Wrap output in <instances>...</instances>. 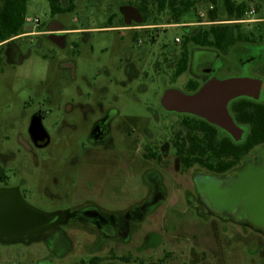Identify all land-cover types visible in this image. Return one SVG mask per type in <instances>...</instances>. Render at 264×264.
Listing matches in <instances>:
<instances>
[{"label": "rangeland", "instance_id": "obj_1", "mask_svg": "<svg viewBox=\"0 0 264 264\" xmlns=\"http://www.w3.org/2000/svg\"><path fill=\"white\" fill-rule=\"evenodd\" d=\"M129 1L141 3V0H77L75 10L56 15L55 19L64 27L82 29L81 34L67 35L66 48H60L46 36L31 40L27 35L25 38L28 39L22 44H19L22 37L0 41V161L8 157L16 158L10 159L14 166L11 172L17 173L16 179L28 188L26 201L42 209L62 206L57 200L49 202L46 199V188L62 192L82 188L86 183L92 189L102 188L100 201L106 209L121 210L133 206L148 197L149 187L144 174L156 169L166 185V199L159 202L142 222L133 223L130 241L122 243L124 252L131 249L135 252L137 264L153 261L161 264H264V254L259 245V235L264 237V234L245 222L208 208L199 197L194 183V176L206 169L195 165L184 170L175 155L172 140L180 127L181 116L165 113L160 97L169 87L187 92L185 85L194 75V70L192 66L190 71L175 79L173 74L177 60L164 47L157 46L163 43L173 45L176 37L183 34V28L159 27L158 31L162 32L157 37V44L149 43L153 58L148 91H140L138 82L133 84V94L117 88V85L110 87L108 98L121 115L114 122L111 138L123 149L120 166H107L102 169L101 176L98 160L85 153V147L89 146L86 131L82 127L77 130L66 127L65 122H81L79 112H67L70 104L81 101L95 106L99 95L93 85L96 88L102 86V78L118 80L125 77V66L117 67L124 56L130 33L99 28L111 15L120 17L119 6ZM146 1L151 15L148 23L170 22L167 12H159L151 0ZM236 1L246 2L249 7L260 2ZM64 4H67L66 0ZM197 10L203 13L206 20L208 0H199ZM260 13H264L263 4ZM35 17L45 24L52 21L48 0H27L26 18ZM223 18H228L225 9L219 12V19ZM239 24L244 33L252 32L250 36L255 34V40L260 39L257 28L263 27L264 21ZM26 32L23 30L20 34ZM74 40L79 43V48H74L76 51L73 54L72 51L67 53L70 42ZM12 41L17 42L22 62L10 56L14 52L10 48ZM250 48L246 54H253L254 47ZM178 51L176 49V55ZM238 54L235 52L236 61ZM68 57L74 62V76L70 68H62L59 63L70 59ZM254 57L258 63L264 62V54ZM145 67L140 68L139 76L145 74ZM105 68L109 72L107 75L102 73ZM234 69L236 73L241 68L236 63ZM248 73L256 76L252 69ZM226 74L223 71L217 73L220 77ZM80 90H90L92 99L86 101ZM46 110L50 113L43 119L42 126L50 144L43 148L34 147L30 136L31 123L37 114ZM149 144L157 145L161 161L146 158V146ZM29 145H32L31 149ZM21 158L23 162H20ZM109 160L108 156L105 165ZM244 164L245 161L238 168ZM54 178L59 179L58 185L52 182ZM215 232L218 233L217 238Z\"/></svg>", "mask_w": 264, "mask_h": 264}, {"label": "flooded vegetation", "instance_id": "obj_2", "mask_svg": "<svg viewBox=\"0 0 264 264\" xmlns=\"http://www.w3.org/2000/svg\"><path fill=\"white\" fill-rule=\"evenodd\" d=\"M188 1L191 3L190 7L186 9L180 17L177 18L175 17V13H173V10L171 9V4H167L165 9L163 10H159L154 0H151V2H153V5L159 12H167L170 20L168 24L148 23L151 15L149 14L150 6L146 0H141V3L139 2L140 4H134L130 1L125 2L124 4L119 6V12H121L120 17H116L117 15L115 14L111 15L109 18L104 19L105 24L102 25V28H99L100 30H117L120 32L124 31L130 33L129 42L126 46L124 56L121 57L120 64L118 65L119 67H117V69H120L121 67L123 68V65L125 66V77L118 80H114L111 77L108 80H103L102 78V86L99 85L100 87L96 88L94 87L95 85H93L92 88L99 95V104L97 103L98 105L96 104L95 106H93L89 103H82L81 101L70 104L67 112H79L81 122L79 124L65 122V125L66 127H71V129L73 127L76 130L79 129V127H82L86 131L89 139V146L85 147L87 148L85 153L95 160H98L101 176L102 169L105 170L107 166H109L110 168H117L118 165L120 166L123 156V149L117 142L111 141L114 122L119 116L121 117V115L120 110L113 106V101L109 100L108 98L110 87L112 85H117V88H123L125 91L133 94V84L135 82H138L137 86L140 91L145 92L149 90L148 76L149 71L152 68L151 64L153 58V53L149 52V43H151L152 45L157 44V37L160 35V32H162L161 30L158 31V28L163 26L165 27L167 25L169 27L177 26L183 28L184 32L181 37L179 36V41L176 40L173 45L163 43L160 46H157L159 48L164 47L166 49V52L169 55L174 56L178 61L182 51V47L187 44V36L196 34L200 30L209 28L213 24H234L237 22L236 20L230 19L229 17L216 20L210 19L208 17L209 12L216 8V5L210 0H208L209 10L206 16L207 19L204 20L203 13L200 11L198 12L197 10L199 0ZM259 1L260 2L257 3L258 5H253L254 7H256L258 16L255 21L263 22L264 13L261 14L260 9L261 4L264 5V0ZM143 4L147 6V13L142 10ZM257 6L259 8H257ZM217 7L218 14L221 9H225L226 11L224 0H218ZM127 8H130V10H127ZM182 8H184V6ZM56 15H52V21L48 24L42 23L40 20L39 30L36 33L28 35L30 36L29 39L33 40L34 37L46 36L60 48H66L67 35L81 34V28L64 27L58 20L55 19ZM238 23L243 22L238 21ZM208 24L209 26H205ZM50 27H62L61 29L56 30L63 33V41L59 40V42L64 43L63 46L49 37L50 31L48 29ZM263 27L260 26L259 28H257L260 39H256L254 41H242L230 46L227 50H220L212 46H203L196 43H188L187 45L189 50V62L187 70L184 73L190 71L191 67L193 66L194 75L192 74L193 76L189 78L187 83L190 80H194L199 83L201 87L212 77L225 79L231 76L243 75L245 73H248L249 69H252L256 73V76H259L263 79V94L260 99L255 101L264 102V62L258 63L256 57H254L257 54H259V57L264 54ZM27 28H30V25L27 26ZM249 34L250 33H248V35ZM25 36L27 35L18 34L11 37L10 39L13 40L22 37V40L19 43L22 44V42L28 39H26ZM16 44V41H12L10 43V48L14 50L13 54L10 53V56L17 62H22V55L17 50L18 48ZM249 46L254 47L252 48L254 51L253 54L252 52L248 53L250 56L246 54L248 52L247 49L250 48ZM69 48L70 49L67 51V53L69 52L71 54L72 51L73 54L76 51L74 50V48H79V43H77V41L75 40L71 41ZM236 48H238L239 51H234ZM176 49L179 50L178 55H176ZM199 49H201L200 52L197 51ZM235 52L239 53L237 61L235 59ZM52 56L54 57V55ZM68 58L70 59L61 60L59 63L62 68H70L74 76V62L72 61L71 57ZM236 63L237 66H240L241 69H239V71L235 73L234 66H236ZM145 65L147 66L145 67V74L139 76L140 68L144 69ZM220 71L227 73L226 76H218L217 73ZM102 73L106 75L109 74L106 68L102 69ZM61 91L62 94H64V90L61 89ZM49 92H51V90H49ZM187 92L194 91L187 90ZM80 93L86 101H90L92 99L90 90H80ZM59 98L60 94L59 96H57L58 100ZM163 109L165 113H176L181 116L180 127L175 131V136L172 140V145L175 149V155L178 157L181 164V159L176 152L174 141L177 137L178 132L182 131L184 134L186 131V128L183 124L185 118L187 116L195 115L169 111L164 107ZM152 112H154V109L152 110ZM49 113L50 110H46L44 112L42 111L35 116V119H39L42 125L43 119ZM153 114H155V112ZM124 117H133L134 119L138 118V116L133 115H124ZM238 124L248 129L247 125L241 123ZM60 128L61 127H59V129ZM220 130L228 134L222 129ZM30 136L32 145L34 147L43 148L50 144V139L46 143L47 138L38 139L34 134H32V132L30 133ZM32 145H29V149L32 148ZM117 147L121 148V150H117ZM261 147H264V144L257 146L248 154V156L244 160L245 164L248 160H252L254 162L259 161L258 150ZM146 151V158L155 159L157 161L162 160V156L158 151L157 145H147ZM108 156L110 157V160L109 163L105 165L104 162H106L105 159L108 158ZM10 159L12 161L16 158L8 157V159L4 158L3 161H0V188L16 189L26 200V195L29 190L26 186H24L22 182H19L16 179L17 173L11 172L14 169V166L11 165ZM23 160L24 159L21 158L20 162H23ZM243 167H237L238 169H234L222 175L212 173L207 169L205 172L198 173L214 174L221 177L222 182H225L234 172L242 169ZM144 180L149 187L148 197H146L140 203L121 210H109L104 208V206H102V202L100 201V196H102V188L92 189L89 186V183L83 184L82 188L67 189L66 191L62 192H52L48 188H46L44 190L46 192V199L49 202L57 200V202H59L62 206H49L47 209H39L48 213L70 212L69 217H63L62 219H60L59 217H55L49 222L48 227H46L41 232L40 236L37 239H33L27 242L19 241L11 243L0 241V264H137V259L134 254L135 252L132 249L131 251L124 252L122 243H127L130 241L132 224L136 222H142L150 212H153V210L157 208L159 202L166 199L168 193L166 185L163 183L162 175L158 170L151 169L147 171L144 174ZM52 182L54 183V185H58L59 179L54 178ZM197 193L208 206V208H210L212 211L240 221L236 210L227 212L220 211L213 207L206 194L200 193L198 191ZM145 204L147 205V208H149L148 210L142 209ZM148 264L161 263L153 261Z\"/></svg>", "mask_w": 264, "mask_h": 264}, {"label": "water", "instance_id": "obj_3", "mask_svg": "<svg viewBox=\"0 0 264 264\" xmlns=\"http://www.w3.org/2000/svg\"><path fill=\"white\" fill-rule=\"evenodd\" d=\"M130 10V8H127ZM50 27L49 37L61 46L63 33ZM263 79L259 76H231L225 79L212 77L194 92L176 87L167 88L161 96L162 106L169 111L188 113L207 120L227 132L235 142L244 139L247 128L238 124L230 110L232 101L246 97L254 100L262 96ZM31 132L38 139L48 135L39 119H34ZM259 161L248 160L225 182L214 174L198 173L194 177L196 189L207 195L216 209L236 210L240 221L264 234V147L258 150ZM142 209L148 210L145 204ZM70 212L48 213L25 200L16 189L0 188V241L5 243L31 241L55 217H69Z\"/></svg>", "mask_w": 264, "mask_h": 264}, {"label": "trees", "instance_id": "obj_4", "mask_svg": "<svg viewBox=\"0 0 264 264\" xmlns=\"http://www.w3.org/2000/svg\"><path fill=\"white\" fill-rule=\"evenodd\" d=\"M48 0L52 15L70 12L76 9L77 0ZM216 8L209 12L212 20L219 19L218 0H210ZM159 10L171 4L175 17H180L191 3L188 0H154ZM225 8L230 19L239 20L249 8L246 2L224 0ZM182 5V6H181ZM27 0H2L0 4V41L7 40L25 30ZM184 6V8H182ZM257 8H259L257 6ZM142 10L147 13V6ZM252 33V32H251ZM250 33V34H251ZM240 29L238 22L234 24H213L196 34L187 36L186 42L203 46H212L227 50L230 46L242 41H254L255 34L250 36ZM252 35V34H251ZM182 47L177 61L174 77L182 75L188 67V45ZM188 91H196L199 83L190 80L186 84ZM231 111L238 123L248 126L245 137L235 142L228 134L218 127L197 116H187L183 122L186 131L177 133L174 141L176 152L181 159L184 170L194 165H200L208 171L222 175L239 167L248 154L257 146L264 144V102L240 98L231 103ZM217 238L218 233L215 232ZM261 253L264 254V237L259 235Z\"/></svg>", "mask_w": 264, "mask_h": 264}, {"label": "built area", "instance_id": "obj_5", "mask_svg": "<svg viewBox=\"0 0 264 264\" xmlns=\"http://www.w3.org/2000/svg\"><path fill=\"white\" fill-rule=\"evenodd\" d=\"M257 15V10H256V7L254 6H250L246 12H245V15L239 19V20H236L237 22H244V21H254L256 20V18L254 16ZM25 30H27L26 33H23L24 35H31L33 33H36L38 30H39V26H40V19L35 17L34 19H28L26 18V21H25ZM30 25V28H27V26ZM179 36L176 38L177 41H179Z\"/></svg>", "mask_w": 264, "mask_h": 264}]
</instances>
